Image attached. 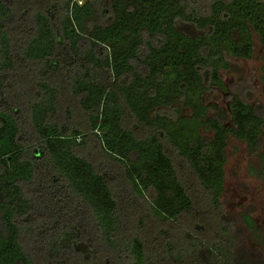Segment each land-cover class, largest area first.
<instances>
[{
  "label": "trees",
  "instance_id": "1",
  "mask_svg": "<svg viewBox=\"0 0 264 264\" xmlns=\"http://www.w3.org/2000/svg\"><path fill=\"white\" fill-rule=\"evenodd\" d=\"M254 34L264 0H0V264H261L221 198L263 115L201 99Z\"/></svg>",
  "mask_w": 264,
  "mask_h": 264
},
{
  "label": "rangeland",
  "instance_id": "2",
  "mask_svg": "<svg viewBox=\"0 0 264 264\" xmlns=\"http://www.w3.org/2000/svg\"><path fill=\"white\" fill-rule=\"evenodd\" d=\"M83 5L88 0H76ZM106 6L108 0H105ZM209 0H197V6L207 8ZM254 45L249 58L229 57V69H219L222 87L211 86L202 93V106L206 115L219 110L229 114L231 98L237 96L256 107L264 120V50L257 35L252 36ZM178 113L186 121L193 119L191 108L184 100L174 104ZM229 116V115H228ZM229 125V119H227ZM197 135L210 136L211 133L200 127ZM261 148L258 154L252 152L245 142L232 136L225 150L226 162L223 167L224 188L221 198L223 210L234 220L236 234L245 251L264 264V128L261 130ZM246 214L251 221L248 227L244 221Z\"/></svg>",
  "mask_w": 264,
  "mask_h": 264
}]
</instances>
